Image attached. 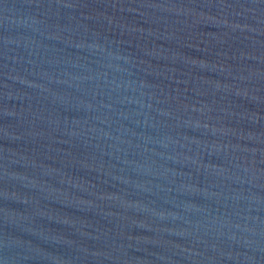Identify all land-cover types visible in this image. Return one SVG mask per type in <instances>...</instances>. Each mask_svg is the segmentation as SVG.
<instances>
[{
    "label": "water",
    "instance_id": "water-1",
    "mask_svg": "<svg viewBox=\"0 0 264 264\" xmlns=\"http://www.w3.org/2000/svg\"><path fill=\"white\" fill-rule=\"evenodd\" d=\"M0 264H264V0H0Z\"/></svg>",
    "mask_w": 264,
    "mask_h": 264
}]
</instances>
